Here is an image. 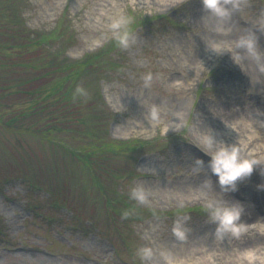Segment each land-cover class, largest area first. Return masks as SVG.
Wrapping results in <instances>:
<instances>
[{
  "label": "rangeland",
  "instance_id": "1",
  "mask_svg": "<svg viewBox=\"0 0 264 264\" xmlns=\"http://www.w3.org/2000/svg\"><path fill=\"white\" fill-rule=\"evenodd\" d=\"M0 4L7 5L0 18V264H264V247L246 242L252 232L232 240L236 231H218L211 215L216 205H234L225 195L246 201L248 193L259 213L264 164L238 179L236 190L222 186L209 164L232 144L222 142L221 118L214 120L220 106L236 113L264 105V0H221L231 22L204 0ZM20 7L40 34L61 17L60 38L13 46L17 29L27 30L14 25ZM249 46L253 73L246 75ZM79 58L85 67L66 80V61ZM10 61L26 65L15 71ZM53 61L63 63L50 79L61 83L57 93L6 87ZM246 142L236 144L240 151ZM249 153L242 158L258 156ZM207 177L218 188H198ZM196 235L218 237L216 250H193ZM144 248L153 255L144 258Z\"/></svg>",
  "mask_w": 264,
  "mask_h": 264
},
{
  "label": "bare ground",
  "instance_id": "2",
  "mask_svg": "<svg viewBox=\"0 0 264 264\" xmlns=\"http://www.w3.org/2000/svg\"><path fill=\"white\" fill-rule=\"evenodd\" d=\"M227 11V7H224ZM228 22H231V17L229 13H225ZM246 48L250 49L249 47L244 48V60H242L243 66L246 68V75H250L253 73L252 68L250 66L251 61L253 60L251 55H247V50ZM218 112L219 116L216 114ZM221 118V124L217 126H221L220 134L223 136L222 142H226L227 140L230 141L232 144L231 145H236L239 144L240 141L246 142L247 139L249 138V141L246 142L245 148L243 149L244 151H240L241 155L249 153V155L253 156L258 155L256 160H259V164H264V105L260 102L257 104L252 105V107H246L242 106L239 108L236 113H233L231 109H229L227 106H223L219 108L214 114V120ZM244 119V120H243ZM229 123H232L234 127L232 130H229L228 125ZM226 124V125H224ZM248 125L251 128H247L245 125ZM212 123H210V126ZM232 127V125H231ZM210 137V135H208ZM252 148V149H251ZM256 150V154L254 152ZM262 177H264V172H260ZM201 186L198 188L200 189H212L215 190L218 188L215 185H212V183L209 182V178L207 177L202 183H200ZM222 193L224 191H227L226 188L220 189ZM238 194L243 195L242 192H238ZM252 194L248 193L247 197L248 198L246 201H242L239 199L234 198L233 196H228L225 195L224 199L225 200H232L234 205L241 206L243 208L242 214L239 217V219L235 222L237 225H242L241 229H245V223H249V221H254L252 222L259 226L257 236L254 241H250L252 237H248V240L246 242L249 245H261L260 247H264V214L262 215L261 208H264V201L261 200L260 203L262 206H260V209L258 207L259 213L256 212L255 210H252L250 208V201ZM264 199V191H263V197ZM251 225V223L247 224ZM247 230H240V232H236L235 235L229 234L232 240H234L236 237L241 236V237H246L248 236L249 233H246ZM248 232V231H247ZM220 245V242H219ZM216 246H218V237H214L209 241H206L204 237H199V235L194 236L193 242H192V248L193 250H204V252H212L213 250H216ZM222 248V247H221ZM208 255V254H207Z\"/></svg>",
  "mask_w": 264,
  "mask_h": 264
},
{
  "label": "clouds",
  "instance_id": "3",
  "mask_svg": "<svg viewBox=\"0 0 264 264\" xmlns=\"http://www.w3.org/2000/svg\"><path fill=\"white\" fill-rule=\"evenodd\" d=\"M205 7L211 11L224 15L226 9L221 4V0H204ZM259 160L252 158H242L241 152L236 145H227L218 148L215 153L211 155L209 164L211 170L217 175L220 184L224 187H231L232 190H236L238 185V179L244 176H250L257 168ZM140 198L143 199V194H140ZM243 211V208L238 205H225L219 204L212 208V218L219 222V230H233L238 232L239 229L236 226V221L239 219ZM175 231L183 236L182 226L180 222H177ZM141 255L144 258H149L153 255L151 248H144L141 250Z\"/></svg>",
  "mask_w": 264,
  "mask_h": 264
},
{
  "label": "trees",
  "instance_id": "4",
  "mask_svg": "<svg viewBox=\"0 0 264 264\" xmlns=\"http://www.w3.org/2000/svg\"><path fill=\"white\" fill-rule=\"evenodd\" d=\"M66 68V66H64ZM80 67H78V65H69V72L70 74L76 78V76L78 75V71H79Z\"/></svg>",
  "mask_w": 264,
  "mask_h": 264
}]
</instances>
